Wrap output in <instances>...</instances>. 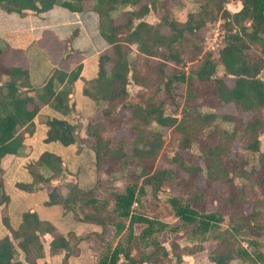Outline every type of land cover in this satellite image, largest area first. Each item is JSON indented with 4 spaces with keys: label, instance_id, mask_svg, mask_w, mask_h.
<instances>
[{
    "label": "trees",
    "instance_id": "obj_1",
    "mask_svg": "<svg viewBox=\"0 0 264 264\" xmlns=\"http://www.w3.org/2000/svg\"><path fill=\"white\" fill-rule=\"evenodd\" d=\"M82 1L0 0V6L7 12L20 14L27 10L46 11L54 5L80 11ZM168 1L160 3L165 9L160 19L149 23L144 17L149 10H155L157 0H145L139 6L140 0H92L93 10L99 16L100 33L112 45L113 56H101L97 78L85 82L84 94L96 102V110L104 118V121L87 123L86 142L94 150L98 173H104V177L112 181V192L109 193L113 200L105 196L99 199L95 189L84 191L73 184L67 186V193L63 195L55 186H51L48 192L47 205L58 203L73 211L80 220L97 222L103 231L107 225H112L114 237L122 234L112 250L109 264H118L119 253L127 259L123 264L172 262L168 249L160 243L143 251L140 257L132 256L133 247L137 246H131L130 234L136 222L146 224L138 237L140 248L143 237L153 233L154 224L167 226L134 213L143 205L141 195L146 187L154 196L162 185L169 187L177 216L184 221L195 222L202 232L218 227L221 219L227 216L232 231L229 235L241 236L242 231L249 236L258 235V240L250 236V251L256 253L255 246L264 241V151L259 152L258 139L264 133V80L260 77L264 74V0H240L241 8L235 13L223 9L224 0H190L193 7L185 20L169 17ZM118 14H123L126 22L113 24V16ZM219 14L225 19L228 34L215 58L210 51L202 52L201 29L217 19ZM162 27H166L168 33H162ZM3 52L0 46V76H8L0 86V159L6 154L19 152L22 136L18 130L25 124L29 125L38 110L37 105L27 109V104L33 103L34 98L27 91L20 90L21 86L28 84L27 71L16 66H2ZM106 62L111 63L109 70L105 69ZM171 65L174 66L169 70ZM176 66H187V74L183 67ZM80 68L77 66L70 73L55 70L39 89L42 92L38 95L40 101L48 102L62 113L69 112L72 106L68 104V95ZM219 69H222V74H219ZM228 75L233 77L232 86L225 82ZM64 79V86L55 90L54 83H61ZM130 80L142 88L136 92L135 102L127 100ZM177 82L185 84L183 97ZM178 97L183 98L181 105L176 100ZM167 104L174 105L176 109L180 106V114L166 113L163 106ZM228 104H233L237 114L222 110ZM204 107L207 110H203ZM118 108L127 116H119ZM242 113H250V117L244 121ZM217 119L231 124L230 128L218 127L215 124ZM47 124L46 141H59L63 145L76 141L74 125L55 118L48 120ZM122 126L127 131L116 137L115 133ZM167 128L179 134L176 154L169 159L176 168L171 165L155 167L154 164ZM240 139L244 140L246 149L259 153L256 166L249 170L245 168L247 161L242 155L236 153L231 156L235 152L231 143ZM194 143L199 150L197 156L185 154L192 151ZM130 165H134L135 170H127ZM38 168L44 169L39 171ZM29 169L33 182L20 184L28 190L60 176L61 159L45 152L30 164ZM178 170L185 175H179ZM126 176L132 179L131 182L117 189L114 182ZM202 176L204 186L197 182ZM237 178L242 180L240 184H236ZM174 187H178V191ZM6 200L0 182V204ZM154 202L152 211L160 205L159 200L154 199ZM247 202H250L249 211L246 210ZM212 203H216V209L208 212L207 206ZM2 221L10 229L12 238L9 235L0 238V264H25L24 261L38 264L44 255L41 235L52 232L54 227L30 211L23 213L22 222L15 230L9 227L6 218ZM223 240L224 244L231 245L226 236ZM111 243L104 246L105 252L98 264H105L104 257ZM49 246L50 252L55 253L60 249H70V242L57 235ZM171 249L174 264H179L182 255H192L200 252L201 248L191 252L184 245L174 243ZM19 251L23 253V260ZM234 253L249 254L247 249L239 247L225 251L217 248L209 258L215 264H229ZM257 253L256 260L264 258L263 252Z\"/></svg>",
    "mask_w": 264,
    "mask_h": 264
},
{
    "label": "crops",
    "instance_id": "obj_2",
    "mask_svg": "<svg viewBox=\"0 0 264 264\" xmlns=\"http://www.w3.org/2000/svg\"><path fill=\"white\" fill-rule=\"evenodd\" d=\"M144 1L140 0L137 6ZM170 1L185 12L178 20H185L188 13L186 7L192 8L193 4L188 3V0L168 2ZM227 3L230 9H226L230 13H235L241 8L240 0H230ZM169 8L167 3L166 9ZM164 12L165 9L161 6L157 7L156 3L155 10H149L144 19L149 23H156ZM153 15L155 19L152 18ZM124 22L126 17L123 14L113 16V24ZM99 23V16L93 10L92 0L82 1L80 11H71L64 6L54 5L46 11L27 10L20 14L7 12L0 6V46L4 50L2 66H16L27 71L28 84L21 86L20 90L27 91V94L34 98L33 103L27 104L28 110L32 109L33 105L38 106L31 123L21 126L18 130L22 136V147L19 152L6 154L0 159V182L7 197V200L0 204V238L4 235L12 238L10 229L2 221L3 218H6L9 227L15 230L21 224L24 212H35L39 219L48 221L54 227L52 232L41 235L44 255L37 261L38 264H98L114 234V227L107 225L103 231L97 222L80 220L73 211L65 209L58 203L46 204L51 186H55L61 195L66 194L67 186L72 184L86 191L94 188L102 176L95 165L94 150L86 142L87 123L102 120V115L96 110V102L83 92L85 82L92 81L98 76L100 57L113 56L112 45L100 33ZM161 31L168 33L166 27H162ZM77 66H81L79 75L72 83L68 95V104L72 109L62 113L48 102L42 103L38 97L42 95L39 89L45 85L54 71L70 73ZM104 66L109 70L111 63L106 62ZM7 79V75L1 74L0 86ZM65 83V79L61 83L55 82V90H59ZM226 107L228 113L236 111L233 104H228ZM54 118L65 120L75 126L76 141L63 145L59 141L45 140L49 129L47 121ZM45 152L60 157L62 174L51 179L49 183L36 184L34 189H23L20 184L29 185L33 182L30 164H34ZM38 169L43 171L44 168ZM197 182L200 186H204L203 179ZM249 209L250 202H247L246 210ZM134 226H137L136 223ZM228 228L232 232L229 226ZM57 235L69 240L70 249L50 252L49 243ZM120 237L121 234L111 244L108 254L104 257L105 264H109V257ZM203 247L206 249L205 245ZM242 249H247L248 256L243 254V257L238 256L233 260L234 264L259 263L256 256L248 249L247 239ZM262 250L264 253V249ZM19 252L20 259L23 260V253ZM210 254L206 249L192 255H182L179 264H215L209 258ZM251 259L257 262L253 263ZM126 262L125 255L119 253L118 264ZM24 263L28 264L25 261Z\"/></svg>",
    "mask_w": 264,
    "mask_h": 264
},
{
    "label": "rangeland",
    "instance_id": "obj_3",
    "mask_svg": "<svg viewBox=\"0 0 264 264\" xmlns=\"http://www.w3.org/2000/svg\"><path fill=\"white\" fill-rule=\"evenodd\" d=\"M230 0H224L223 2V9H225L226 7V3L229 2ZM162 2V1H161ZM159 0H157V7L160 6L161 3ZM188 3H191L190 0H188ZM174 3L172 1L168 2V5L170 6V8L167 10L168 15L171 16V18H175V19H180L184 16L185 12L184 10L181 11L182 9L175 7L173 5ZM187 5V4H186ZM174 7V8H172ZM193 7V5H192ZM187 11H189L191 8L190 7H186ZM185 8V9H186ZM227 10V9H226ZM153 11V10H152ZM153 14V13H152ZM153 19H155V16H152ZM152 19V20H153ZM213 24V25H211ZM211 25V26H210ZM215 26L217 27L216 32L217 34V41L215 43H213L211 45L206 43V37L208 35V31L209 29ZM202 32V38H203V49L202 52L205 51H210L213 53V56L216 58L218 56V51L220 49L221 46H223V44L226 41V37L228 34V30H227V26L225 25V19L219 14L217 19H215L213 22H210V24L206 25L204 28L201 29ZM210 38V36H209ZM211 46L214 47L213 49H211ZM135 51H133L134 53ZM187 66L189 64H186ZM171 65V67L169 66V70H172L171 68H173ZM187 66H186V74L188 72L187 70ZM179 67H183V66H179ZM178 66H176V68H179ZM219 74H222V69L218 70ZM260 77L264 80V74H261ZM225 82L227 85H232L233 83V77L232 76H225ZM177 86H178V90L179 92H181L180 96L183 97V93L185 90V84L183 82H177ZM142 88L140 86L135 85L131 80L129 81V83L127 84V90H128V99L131 102H135V94L138 90H141ZM183 92V93H182ZM178 96V95H176ZM182 97H178L176 100L179 101V104L181 105L183 102V98ZM179 109L180 106L176 109L174 105H164L163 106V110L166 113L171 114L172 112L174 114H178L179 113ZM203 110H207L206 107L202 108ZM223 111L226 112L227 107L224 106L222 108ZM118 111V115L119 116H127L126 112L124 110H119V108L117 109ZM222 112V111H221ZM234 113L237 114V111H234ZM99 115H101L100 112H98ZM180 114V113H179ZM177 116V115H176ZM242 119L244 121H246L249 117H250V113H242L241 114ZM180 117V116H179ZM263 117H264V112H263ZM100 121V120H98ZM102 121H104V118L102 116ZM215 124L218 127H225V128H230L231 124H229L228 122H223L222 120L217 119ZM126 126V125H125ZM125 126H122L120 128L119 131H117L115 133V136H121L123 133L125 134V132L127 131V128ZM259 152L264 151V133L260 134L259 137ZM163 143H162V148L159 151V153L157 154V157L155 159V167L156 166H161V167H168L169 165H171L172 167H175V164H170L169 163V159L171 157L174 156V154H176L177 151V145L179 142V134H176L172 129L167 128L164 131L163 134ZM231 148L235 151L233 152V154L231 153V156L234 157V154L236 155H242L243 158L247 161V163L245 164V168L247 170L251 169L253 166H256L257 161H258V155L259 153L246 149L244 146V140L240 139V140H235L231 143ZM128 150V148H127ZM194 154L195 156H197V154L199 153V150L197 148V145L194 143L192 145V151L189 150L187 152H185V154ZM192 156V155H191ZM129 171L135 170V166L134 165H130V167H128ZM86 173V172H85ZM102 173V172H101ZM87 174V173H86ZM178 174L179 175H185L181 170H178ZM87 178V177H86ZM100 179L97 181L96 186H94L95 189V194L96 196L100 199V198H109L111 200H113V197L110 195L109 192H112L111 190V184L112 181H109V177H104V173H102V176ZM203 178L200 177V180ZM131 178L130 177H123V178H119V180L114 182V185L116 186L117 189H122L125 187L126 183H130L131 182ZM140 180V179H139ZM242 180H240L239 178H237L235 180L236 184H240ZM247 183H245L246 186ZM175 190L178 191V187H174ZM110 190L107 191L106 190ZM225 189V187H224ZM175 191V192H177ZM248 192H250V190L247 189ZM106 192V194H105ZM144 193L141 195L142 196V201H143V205L141 207V209L134 211V213L139 214V215H144L146 216V218L148 219H152L155 220L158 223H163L165 226L160 227L158 224H154V229H153V233L151 232L149 235H147L146 237H143L142 241V248H140L138 246V237H140L139 235L144 231V227L146 226V224L142 221L136 222L137 226H133L132 227V231L130 234V244L131 246H137V247H133L135 248L134 250V257H140L141 253L143 251H147V250H151L152 249V245L154 246L156 243H160L162 245H164L167 249H168V253L170 255V260H172V262H168V261H163L162 264H174L175 263V257L172 254V244L174 243H178L181 245H184V247H186V249L188 251L194 252V251H204V250H209L210 253L214 252L217 250V248H219V250L221 251H225V250H232V248H244V244L246 243V239L249 240L250 236L252 237H256L258 235L255 234H247V232L242 231L241 236H232L229 235L230 231L228 228V217L224 216L221 221L217 224L218 227L216 228H210L208 230H205L204 232H202L199 228L196 227V223H191V222H187L184 221L183 219H181L179 216H177V214L175 213V205L173 204V202L171 201V198L173 196V193L170 191L169 187H167L166 185H162L159 190H157L156 195H152L151 191L149 188H145ZM225 193H227V190H225ZM176 194V193H174ZM154 199L159 200L160 201V205L159 208L156 211H152L154 208ZM144 201L146 203H144ZM216 203H212V204H208L207 206V211L211 212L214 211L216 209ZM137 207V204H135L134 208ZM249 207V204H248ZM264 207V206H263ZM153 208V209H152ZM248 209V208H247ZM80 210H82L83 212L85 211V209L83 207H80ZM79 210V211H80ZM110 227H113L112 225H109ZM114 232V230H113ZM135 232V233H134ZM135 234V235H133ZM231 234V233H230ZM122 236V234H121ZM227 237L229 240V244L231 245H227L224 244V237ZM259 238V237H256ZM118 239L117 237H114V235L112 236V243L113 241H116ZM134 241L136 242V245L134 244ZM155 243H154V242ZM242 241H244V244H242ZM97 242V240H96ZM206 247V249H204V246ZM137 248V249H136ZM262 249H264V241H261L259 246H255L256 253L255 251H251L254 255H256L257 258V252H261L262 254ZM243 257L242 254H236L234 253L233 258L230 260L229 264H234L233 260L237 259V257ZM236 257V258H235ZM251 258V257H250ZM249 258V259H250ZM252 262H259L258 264H264V258H259L257 259V261H255L254 259H251Z\"/></svg>",
    "mask_w": 264,
    "mask_h": 264
},
{
    "label": "built area",
    "instance_id": "obj_4",
    "mask_svg": "<svg viewBox=\"0 0 264 264\" xmlns=\"http://www.w3.org/2000/svg\"><path fill=\"white\" fill-rule=\"evenodd\" d=\"M228 4H229V3H226V7H225V9H226V8H227V9H230ZM211 25H213V24H211ZM211 25H210V26H211ZM216 30H217V27L212 26V27L209 29V31L207 32V33H208V35H207V37H206V43H207V44L210 45V43H211V45H212L213 43H215V42L217 41V34H218V33L216 32ZM209 36H210V38H209ZM213 48H214V47L211 46V49H213ZM183 69L186 70V66H184Z\"/></svg>",
    "mask_w": 264,
    "mask_h": 264
}]
</instances>
